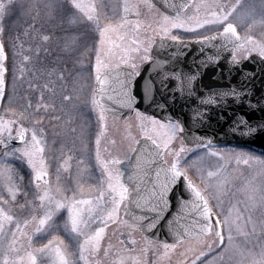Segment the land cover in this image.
Masks as SVG:
<instances>
[{"label":"snow or ice","instance_id":"obj_1","mask_svg":"<svg viewBox=\"0 0 264 264\" xmlns=\"http://www.w3.org/2000/svg\"><path fill=\"white\" fill-rule=\"evenodd\" d=\"M220 132L264 134V0H0V264H264V158Z\"/></svg>","mask_w":264,"mask_h":264},{"label":"rangeland","instance_id":"obj_2","mask_svg":"<svg viewBox=\"0 0 264 264\" xmlns=\"http://www.w3.org/2000/svg\"><path fill=\"white\" fill-rule=\"evenodd\" d=\"M33 2H35L36 4H41L42 3V0H33ZM41 11H43V10L41 9ZM25 19H27V17H23V16L17 14L16 17H14V19L12 21H8L6 23H9V24L12 25L13 32H16V31L22 32L23 31L22 26L24 25ZM56 35H60V33H56ZM191 35H195V34H191ZM22 39H25L27 41L30 38L22 37ZM56 45H57V41H55V40L51 41L50 44H49V49H50L49 53L46 56L44 54L41 55V58L40 59L43 62V66L44 67L53 68V67H57L58 66L59 60L61 58V53L59 52V49L57 48ZM26 46H27V44H26ZM52 79H55V77L53 76ZM39 82L40 83H43L44 82V78H41L39 80ZM26 87H27L26 84L25 85H22L20 82H17V89H18V91L23 92ZM45 97H46V99L48 98L47 97V94H45ZM32 98H33V101L35 102L36 95L33 94V97ZM56 100H57V103H59L58 96H57ZM54 124H55L54 121H52L50 123L48 119H45V127L49 131V142L50 143H51V140L53 139V136L51 135V133L55 130ZM92 139L93 138H86L85 144L83 146L80 145V144H77V148L78 149H81V151L83 153H85L86 164L88 163L87 156L90 155L92 153V151H93ZM219 147H221V148H235L238 151L243 150L245 152L250 153L253 156L264 158L263 155L257 154L255 152H252V151H250L248 149H245V148L232 147V146H228V145L219 146ZM76 155H80V152L76 153ZM72 165H73V167H72V174H73V177H74L75 176V171H76V161H75V159L72 161ZM240 171L243 172L244 175H246V176L252 174V170L246 169L243 165H241ZM236 242L238 244L239 243H242V239L241 238H237V241ZM147 259L149 260V262H151V261H153L155 259V257L151 253H149L148 256H147Z\"/></svg>","mask_w":264,"mask_h":264},{"label":"water","instance_id":"obj_3","mask_svg":"<svg viewBox=\"0 0 264 264\" xmlns=\"http://www.w3.org/2000/svg\"><path fill=\"white\" fill-rule=\"evenodd\" d=\"M196 39L183 40L184 43L187 45V47L182 49V51L186 53V55L182 57V59H186L189 62H191V60L194 57L196 59L200 58V53L198 51L200 48V45L195 43ZM207 51L211 52V49H207ZM221 63H223V61H221ZM256 69H257V65L245 62L246 71H253ZM224 70L226 72V68ZM220 71L221 70L219 68H213V67H209L208 69H206L205 75L203 77L204 83L211 84L215 80H218L219 79L218 74ZM257 87H259V84H257ZM256 115L258 117L259 113L257 112ZM157 116L159 118L160 114L157 113ZM208 131H209V134H211V130H208ZM217 131H219V129H217ZM198 134H203V130H198ZM215 142L218 144V146L230 145V146L244 147V148H248L250 150H253L257 153L264 155V134H261L260 132H257L253 134L252 136L243 137L240 139L234 138L232 135L225 137L223 132H220ZM161 238L163 239L164 237H161Z\"/></svg>","mask_w":264,"mask_h":264},{"label":"flooded vegetation","instance_id":"obj_4","mask_svg":"<svg viewBox=\"0 0 264 264\" xmlns=\"http://www.w3.org/2000/svg\"><path fill=\"white\" fill-rule=\"evenodd\" d=\"M191 38H196V35H191V34H182V39H191Z\"/></svg>","mask_w":264,"mask_h":264}]
</instances>
